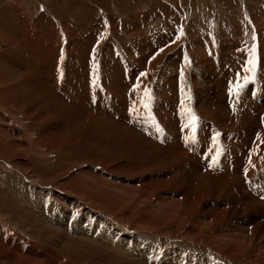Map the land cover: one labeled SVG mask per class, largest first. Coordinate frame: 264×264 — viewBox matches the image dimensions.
<instances>
[{
	"label": "rangeland",
	"instance_id": "1",
	"mask_svg": "<svg viewBox=\"0 0 264 264\" xmlns=\"http://www.w3.org/2000/svg\"><path fill=\"white\" fill-rule=\"evenodd\" d=\"M27 21L30 22L27 23ZM46 23L49 24L46 25ZM16 25L20 26L22 29L24 28L23 32L27 30L25 33L29 35L30 42H32L33 39L32 45L34 47H38L33 49L32 46L31 48V46L28 45V39H26V42L28 43H22L23 45L20 48L22 49L20 50V55L18 57L15 56L14 53H11V55H14L13 57L16 59L22 55V58H20L24 59V61L26 60L27 65H29V62L30 65L34 64L33 62H35L37 64L35 65L36 70L38 71V65L44 64V62L42 60H38L37 55L43 54L42 52H45L44 49H48L54 54L58 53L57 51H59L60 55L57 56L58 60L55 59L56 57H54V71L56 73L53 70H50L48 75L53 74L59 78L57 81L59 80L61 83L59 82L60 88H58V90L63 94V96L65 94L66 96L68 95V99L71 97V101L73 98H75L74 102L77 100L76 103L83 105L82 102L84 99L89 98V104L90 100H92L93 111L97 113L96 118L102 116L99 119H102L103 121H99L97 119L98 122H95L94 119L92 120L90 118L89 125L92 127V129L90 127L89 128L92 130V133L85 134L83 132V135L79 137V135L76 134L77 132H75L77 127L74 126L73 128L75 129L72 128V126L77 121H71L72 123H70L73 125H70L68 122L70 120L66 119L67 121H64V127L66 129V133H68V137L64 139L62 143L60 142V145L59 143L55 144L57 141L55 139L56 137L54 133L59 122L54 119V116H50L52 115L50 114V111L55 107L52 106V108L49 110L51 105L48 102V104L43 105V110H45L44 113H48L49 119L52 118V120L55 121L46 120L41 124V128H45V130L49 127L48 132L46 130L47 138L52 140V144L47 142V140H43L47 146L45 151H50V153L48 152L49 155L47 154L46 158H43L41 161H39L36 159L35 155L31 154L33 157H35V160L33 158L31 161L33 160V164L36 166L35 169L41 172L40 182L35 183L37 185L42 184V190L45 192L42 197H44L43 199L46 200L44 206L36 205L33 207L29 204H26L28 205L26 206L25 203L20 201L18 196L15 197L11 188L16 187V180L24 179L22 177L23 174H21L22 172L13 162V160L11 161L7 156L0 157V179L4 182V186L6 187V191L4 192L6 195H4V198L6 199L7 197L6 201L5 199L3 201V208L0 206V222L5 224L8 230L12 232V235L13 233L17 232L16 235L19 236V240L23 238L22 241L25 242L27 240V243L28 241L30 244L34 243V246L39 245L38 247H41L40 249H44L45 247V249H51V243L56 242L54 238H58L54 233L58 231V228L51 227L47 229L46 227L47 224L48 227H50L47 212L48 206L53 204L55 205L58 202L64 200L65 196L66 198H69L70 202L74 203V201L71 200L72 196L70 195H76V197L81 198L82 201H84L83 203H79L80 205L87 204L89 205V208H95L97 209L96 211L104 212V214L109 215L108 218L102 220L103 222L104 220H108L110 218L117 220L120 218L119 221H123L125 220L124 216L128 213L127 211H130L131 209V211L136 213V218H134L131 222L129 221L130 223L127 222V224H125L131 228L133 232L138 230L141 231L143 229L142 227L138 228V226H141V216L144 217L148 210H152L155 207L153 214H158V219L167 217L166 219L164 218L165 220L163 219V222L166 225L163 226V230H165L162 231V233H164L165 236L162 238V240L169 242V244H165L163 249H166V247L167 250L173 248L170 247V244L178 246V242L180 240L179 238H183L188 234V232L182 233V230L184 228L189 229L190 227H194L193 225H196V223L199 222L202 224L211 225V228L207 229V232H204V241H207L209 238L214 236L218 228H222L221 230L224 231L225 229L226 234L231 236L232 239H239V243H242L243 246L238 244H236V246H238L240 249H259L264 251V222L257 225L251 221V219L256 218V215L260 212L261 207H264V161L259 166L258 164H256L254 167L249 166L251 171H255L252 178H256L257 181H260V186H257V181L251 186L252 188H256L253 191H259V193L257 192L251 194V197L257 200L252 204V206H250L253 207V209L248 212L246 211L247 202L243 204L242 210V207L239 204L232 203L230 206L231 203H229L226 198L229 190L230 192L236 191L234 202H237L239 197L248 198L250 196L251 189L244 188L243 180L237 175L236 178L238 181L234 180L233 183L228 185L229 188L223 189L221 193L218 194L219 200H216L215 187L211 188L209 194H207L205 197L200 194L198 189L200 184L202 183L201 185H203L204 180L207 179L205 175H208L210 172L209 169L204 167L208 161L210 163L212 161L213 164L217 163L218 165H225L227 162L226 158H229V162H231V164L233 163L232 165H234L233 167L247 162L246 160L249 161V165L252 163V161H254V163L256 162L255 158L251 156V151H248L249 149L246 146H243L242 136L243 134L246 136V129L243 123L241 120H239V122H237L238 124L236 123V125H233L232 120H230L229 108L233 107V103L228 101L229 96L227 99L228 105L225 104V102L223 104L220 102L219 104L218 99L219 101L222 99L220 97L217 98V96L213 97V93L215 94L219 92V90H217V83L215 81L213 82L214 78H212V75H215L217 72L219 73L220 70L216 66H224L223 61L224 59H227L226 57H229V59H227L229 60L227 61V66L229 65L227 73L231 72V75L235 74V77L240 78L244 75L238 89L239 101L235 103H241L236 109V114L239 115L241 119L244 117L245 112L256 108L255 105L258 103L256 101L257 103L253 105L254 103L251 102V100L244 99V93H247L246 95L250 94V96H253L254 98L260 97L261 103L264 104V0H0V43H3L1 39H4V41L7 39L8 41H11L12 38L17 36L16 34L19 36H17L19 41V39L22 37L21 33L23 34L22 30L21 32L14 33L11 32L12 29H10L11 26L16 27ZM36 33H38L37 38ZM39 37H42L43 40L41 38L40 41V39H38ZM35 38L37 39L36 41H34ZM90 38L92 40H90ZM89 42L91 44H89ZM36 43L37 45H35ZM15 44L18 45V42L16 41ZM15 44L12 43L8 44L7 46L11 47L15 46ZM82 47L83 49L80 50ZM13 49L16 50V47ZM10 51L11 50L9 48L5 50V52L8 53H10ZM25 51H28L29 53ZM33 51H36V54H34L35 52ZM23 52L25 54H23ZM35 58L37 60H35ZM234 59L241 61L239 64H244L243 66L240 64V68L243 71L238 68L241 75H239V73L236 71L239 65L232 64V62L235 61ZM31 60H33V62H31ZM21 61L25 64L23 60ZM116 64H120L119 70L115 69ZM215 69L218 71L216 72ZM222 69V71L225 72L227 67L225 66ZM244 71L245 73H243ZM109 74L111 76H108ZM206 75H208L210 78L209 82L211 85L205 84L207 83L206 81H202ZM118 80L122 81H120L121 86H118ZM171 80L173 82H170ZM226 80L228 81V76L223 74V83L227 82ZM196 81L201 82L197 83ZM225 85L227 84L225 83ZM225 85V91L229 93L231 89L227 88ZM83 86L87 89V91H84ZM250 86H254L256 89L248 90V87ZM212 88L215 89L213 90ZM77 90H79L81 93H78ZM87 92L90 93L89 96L88 94L85 95ZM83 93L85 94L82 95ZM76 95L80 96L77 97ZM205 96L207 97L206 103L202 101ZM135 99H137L136 101L138 102H135ZM171 100L172 102H170ZM126 104L128 107H125ZM133 104L136 107H134ZM72 105V107L69 106L70 109L68 108L69 114H77V106L74 103H72ZM215 106H218V108L227 107L229 109L227 113L224 114L225 116H223L222 119H220L221 113H219L217 107L215 108ZM261 109L263 112V108ZM210 110L217 111L219 113L218 117L213 116ZM206 111H208V113H210L212 116ZM65 113H67V111ZM252 114H254L253 110ZM109 115L112 116V118ZM15 117L17 118H15L14 121H19L17 122L19 129L26 131L28 125V130L33 134V136L37 138L40 135L41 128L38 127L39 125L35 128L31 127V124L37 123L35 122L36 119L31 118L30 120L25 121L24 119L27 118L25 114H18V116ZM167 118L170 119L168 120ZM227 118H229V121ZM262 118L264 119V112L262 113ZM112 122L114 125H116L118 122L120 124L118 123L119 126L117 124L115 128ZM14 123L15 122H13V124ZM131 124L132 127L130 126ZM121 125L124 128H122ZM51 126L52 128H50ZM201 126H203V128ZM193 127L195 128L194 133ZM114 128L116 130L118 129L119 131H115ZM120 128H122L121 130L123 133L121 132ZM130 128L132 129L133 133ZM126 129H129L131 134L134 135L132 137L133 141L137 139L136 137H139V139H137L138 141L136 140V143L139 142V144L137 143V146L132 144L133 141L130 137V131ZM85 130H87V128ZM174 131H177L176 134ZM111 132L114 134L112 133L113 135H111ZM115 132L119 138L118 136H115ZM105 133L108 135H105ZM135 133L137 134L135 135ZM124 134L127 139L125 136V139L122 137ZM191 137L193 140H191ZM119 139H123L121 142H123L125 145H128L126 147L125 145L123 146V143L119 142ZM165 139L169 142H166ZM254 140L256 141V139ZM173 141H175V147L177 149L175 152H177L174 158H172V162L170 158L165 156V152L167 150L165 145L166 143ZM54 144L56 145L57 149ZM51 145H53V147ZM130 149L133 150V153ZM232 149L235 153L232 152ZM179 151L183 153H179ZM185 151H188V153L186 152V154ZM128 153L131 156L128 155ZM177 153H179L180 156ZM183 154H186V156H183ZM112 155L118 158L122 164L121 166H115V170H112L109 164L106 163L110 161ZM139 155L142 156V158ZM24 156H26L25 153ZM137 156L144 160V169L136 166V159L138 158ZM7 159H9L11 162ZM47 159H50L48 163H46L48 161ZM133 160L135 161L133 162ZM159 160H161V164L156 167L157 169L150 167L152 162L156 163ZM177 165L180 166L181 170H179ZM197 165L199 166L198 168ZM192 166H195V168L193 169ZM134 167H137L139 170ZM242 167L243 166H241V168ZM116 170H121L122 172H117ZM141 170L145 172H142ZM168 171H174L173 173L177 174L176 176H180L182 179V182L178 184V187L177 183H168L161 180V175ZM218 173L219 172H216L213 175H218ZM47 175H49V177ZM145 175L147 177H145ZM43 176L46 177L43 178ZM14 177L17 178L15 179ZM27 177L28 178L26 179L29 183H31V181L33 182V178H31L29 175H27ZM12 179H14V181ZM26 179L24 181H26ZM41 179H43V181ZM218 180H220V178ZM116 187L118 188L116 189ZM121 187L123 188L121 189ZM243 188L246 189V191H243ZM21 191L26 193L24 190ZM145 191L150 193L147 192V195ZM128 193H132V196L128 197ZM188 193L189 195H186ZM9 194H11V198L8 197ZM91 194L93 196H91ZM182 195L183 197H181ZM121 196L124 197L122 200L120 199ZM260 198L262 201L261 207L257 203L258 199ZM172 199L173 201L176 200V202H173ZM142 200L144 201L142 202ZM195 200L198 201V205L196 204ZM121 201L123 203H120ZM168 203H170L171 206ZM208 203H211V208L213 211L218 210L219 205H224L225 208L230 206L231 208L235 204V207L232 212H228L227 210L224 220L222 219L221 222L216 225L210 216L200 214L201 211L207 207ZM117 204L120 207H118ZM69 206L78 213L74 204ZM167 206L169 207V210L167 209ZM15 207L17 208V212H15ZM108 208L110 210H108ZM180 211L185 212V214H183V212L181 213ZM20 212L23 213V216L27 215L25 216V218H27L25 219L22 217ZM32 212L33 214H31ZM178 213L181 214L179 215ZM29 214H31L29 216L30 219L28 217ZM118 214L121 217L118 216ZM121 214L125 215L122 216ZM87 217V214H81L80 219L84 220L85 218L87 219ZM173 217L178 219H186L184 220L183 226L181 227L178 225V219L176 220ZM25 220L26 222H24ZM28 220L30 221L28 222ZM32 221H34V223ZM42 222L44 224H42ZM254 225L259 226V228L254 229ZM41 226L46 230L44 229L43 231ZM47 231H49V233ZM7 243L8 241L6 244ZM27 243L20 242L22 246H26ZM231 246L233 245H230V247ZM94 247L96 246L94 245ZM90 250H93L96 254L93 253V251L91 253ZM87 251V254L90 252L91 255H89L90 253L88 255L86 254L88 257L86 258L85 263L81 264H109L108 262H111V264H125L122 259L115 258V262L111 259L113 254L112 256L106 254V252L103 250L101 251V249H89ZM22 255L24 256V253ZM95 255H97V261H94V263L92 262V259ZM143 255L146 256L145 250L143 251ZM90 256H92L91 259ZM126 261V264H128V260ZM198 264H204L200 258Z\"/></svg>",
	"mask_w": 264,
	"mask_h": 264
},
{
	"label": "bare ground",
	"instance_id": "2",
	"mask_svg": "<svg viewBox=\"0 0 264 264\" xmlns=\"http://www.w3.org/2000/svg\"><path fill=\"white\" fill-rule=\"evenodd\" d=\"M21 17V16H20ZM19 17V18H20ZM17 18V19H19ZM22 19V18H20ZM25 19V18H24ZM27 20V19H26ZM14 21V20H13ZM18 21V20H16ZM20 21V20H19ZM23 21V20H22ZM21 21V23H22ZM31 21V20H30ZM30 21H27L30 22ZM42 21V19H41ZM45 21V20H44ZM20 23V24H21ZM34 23V22H32ZM54 23V22H52ZM41 24V23H40ZM49 23H46V25H48ZM25 25V24H24ZM14 26V25H13ZM11 26L10 29H12L11 32L17 33V32H23L24 28L22 29L20 26L16 25V27ZM26 26V25H25ZM44 26V25H43ZM29 27V26H28ZM32 27V26H31ZM27 29H31V28H27ZM41 29V28H40ZM27 32V30H25ZM25 31L23 32V34L21 33V38L18 41V34H16L17 36L15 38H12L11 41H8L4 39H1L3 41V43H0V157L3 156H7L8 158H10V160L18 166V168L20 169V171L22 172L21 174L22 177L24 178L23 180H16L15 182L17 184L16 187H12V192L13 194L16 196H18V198L20 199V201H22L23 203L32 205L33 207H35L36 205H42L44 206V204L46 203V200L43 199L44 197H42V195L45 193L42 189V184H36L35 182H40V171L35 169V165L33 164V160L31 161V159L35 157L36 159H38L39 161H41V159L46 158L47 154L49 155L50 151L46 152L45 149L47 148L45 142L43 140H47V142H49L50 144H52V140L50 141L47 138V132L45 130V128H41V124L44 123V121L46 120H52V118L49 119V115L48 113H44L45 110H43V105L44 104H50L51 106L50 108H53L49 113L52 114L50 116H54V119H56L58 122V125L56 126L55 129V139L57 142H55V144L60 145V142L62 143L64 139H66L68 136L66 133V129L64 127V121L70 120L68 121L69 123L75 122L77 121L74 125L70 123V125H73L72 128L74 126H76L77 128H73L75 129L77 132L76 134L79 135V137H81L83 134V132L85 134H91L92 130H90V128L92 129V127H90L89 122H90V118L93 120H95V122H98L97 119L100 121L102 119H99L100 117L96 118V112L93 111V104H92V100H90V104H89V98L84 99L82 104L80 105L79 103H76V101L74 102L73 98V102L67 98L65 92H64V96L63 94L58 90L59 84L61 83L59 80L57 81V79H59L57 76L52 75H48V72L50 70H55L54 68V57H56L55 59H57V56L60 55L59 51H57L58 53L54 54L52 51H49L48 49H44L45 52H42L43 54H39L37 55L38 60H42L44 62V64H40L38 65V71L36 70V66L37 65L35 62H33V60H31V62H33L34 66L26 64V60L24 61V59H21L22 55L19 57L21 60H23L25 62V64L18 58H14L13 56H19L20 55V49L21 46L23 45L22 43H28L26 42V39H28L29 43L28 45L31 46L32 48V44H33V39L32 42H30V37L27 33H25ZM9 32V31H6ZM29 33V31H28ZM40 33V32H39ZM53 34V33H52ZM31 35V34H30ZM54 35V34H53ZM93 35V34H92ZM34 36V35H33ZM38 36V33H36V38ZM40 36V34H39ZM42 36V34H41ZM19 37V36H18ZM44 37V36H43ZM94 37V36H93ZM9 38V37H7ZM35 38L34 41H36L37 39ZM42 38V37H41ZM41 38L39 37L38 39ZM45 38V37H44ZM92 38V37H91ZM90 38V40H92ZM6 39V38H5ZM60 39V38H59ZM14 40V41H13ZM43 40V38H42ZM61 40V39H60ZM16 41L18 42V45H16ZM50 41V40H49ZM94 41V40H93ZM8 42V43H7ZM46 42V41H45ZM44 42V43H45ZM53 42V41H52ZM58 42V41H57ZM88 42V41H87ZM15 44V46H7L8 44ZM38 43V42H37ZM37 43L35 45H37ZM54 43V42H53ZM61 43V42H60ZM89 44H91L89 42ZM237 44V43H236ZM27 45V46H28ZM40 46V45H39ZM226 46V45H225ZM224 46V47H225ZM234 46V44H233ZM16 47V50H14L13 48ZM38 46H33V49H35ZM46 47V46H45ZM84 47V46H83ZM83 47L80 49L82 50ZM10 49V53L5 52L6 49ZM27 48V47H26ZM30 48V49H31ZM40 48V47H39ZM48 48V47H47ZM56 48V47H55ZM85 48V47H84ZM234 48V47H233ZM108 49V48H107ZM110 49V48H109ZM173 49V48H172ZM40 50V49H39ZM79 50V51H80ZM106 50V49H105ZM111 50V49H110ZM14 51V52H13ZM29 51V49H28ZM25 51V52H28ZM37 51V50H36ZM36 51L34 54H36ZM43 51V50H42ZM55 51V50H54ZM152 51V50H151ZM150 51V52H151ZM63 52V51H62ZM83 52V51H82ZM111 52V51H110ZM116 52V51H115ZM207 52V51H206ZM11 53H14V55H11ZM29 53V52H28ZM41 53V52H40ZM86 53V52H85ZM92 53V52H91ZM152 53V52H151ZM159 53V52H158ZM228 53V52H227ZM230 53V52H229ZM244 53V52H243ZM23 54H25L23 52ZM32 54V53H31ZM162 54V53H160ZM231 54V53H230ZM234 54V53H233ZM242 54V53H241ZM114 55V54H113ZM245 55V53H244ZM28 56V55H27ZM32 56V55H31ZM39 56V57H38ZM161 56V55H160ZM178 56V55H177ZM247 56V55H246ZM63 57V56H62ZM112 57V56H111ZM158 57V56H157ZM24 58V56H23ZM41 58V59H39ZM60 58V57H59ZM227 59H229V57H226ZM233 58V57H232ZM246 58V57H245ZM26 59V58H25ZM31 59V58H30ZM98 59V58H97ZM155 59V58H154ZM227 59H224V66H218L217 64V68L220 70L219 73H215V75H212L213 82L215 81L218 85V89L219 92L217 93H213V97L217 98H221L222 100L219 101L218 99V103L220 104V102L223 104L225 102V104H227V99L229 96V102L233 103V107L229 108L230 109V120H232L233 125H236L237 122H239V120H241V122L243 123L245 129H246V136H242V141H243V146H246L248 149V151H251V156H253L256 160V162L254 163V161H252V163L249 165V161L246 160L247 162L238 164L237 166L233 167L234 165L231 164L230 159L226 158V164L225 165H218L213 164L212 161L211 163L208 161V163H206L204 165L205 168L209 169L210 172L208 173V175H205V177H207L206 180H204V184L199 186V191L200 194L202 196H206L207 194H209V191L211 188L215 187L216 188V200H219L218 194L221 193V191L225 188H229L228 185H230L231 183L234 182V180L238 181L236 178V175L243 180V187L244 188H250L251 189V193L250 196L248 198H244V197H239L237 199V202H234V198L236 197V191H232L228 192L227 194V201L230 204V206L232 205V203L235 204H239L242 207L243 210V204L245 202H247L246 205V211H250L251 209H253L252 204L257 200L255 198L251 197L252 193H259V191H253L256 188H252L251 186L257 181V179H253L252 176L255 173V171H251L249 169V166L254 167L256 164H258V166L264 161V119L262 118V113L264 112V104L261 103L260 97H253L249 95H246L244 93V99H249L251 100V102H253L255 105V103H257L256 108L252 109L253 113L252 114V110L245 112L244 117L241 119L239 115L236 114L237 112V107L240 104H235L237 101H239L238 99V89H239V85L241 84L242 80H243V76L240 77H235L234 75H231V70L229 71L230 73H227L228 71V66H227ZM250 59V58H249ZM35 60H37L35 58ZM58 60V59H57ZM161 60V59H160ZM231 60V59H230ZM235 60V59H234ZM241 60V59H240ZM63 61V60H62ZM142 61V60H141ZM144 61V60H143ZM158 61V60H157ZM148 62V61H147ZM173 62V61H172ZM201 62V61H200ZM238 59L233 61L232 64H238L239 66L237 67L236 71L237 73H239V75H241L240 71L238 68H240V64L242 65V63L239 64ZM28 63V62H27ZM79 63V62H78ZM118 63V62H117ZM139 63V62H138ZM214 63V62H213ZM58 64V63H57ZM142 64V63H140ZM201 64V63H200ZM209 65V64H208ZM231 65V63H230ZM244 65V64H243ZM242 65V66H243ZM48 66V67H47ZM227 67V70L225 72H223L222 68L223 67ZM58 67V66H57ZM56 67V68H57ZM61 67V66H60ZM96 67V66H95ZM108 67V66H107ZM35 68V69H34ZM54 68V69H53ZM105 68V67H104ZM120 68V64H116L115 65V69L119 70ZM143 68V67H142ZM241 69V68H240ZM82 70V69H81ZM87 70V69H86ZM111 70V69H110ZM115 70V71H116ZM173 70V69H172ZM235 70V69H234ZM242 70V69H241ZM80 71V70H79ZM85 71V70H83ZM159 71V70H158ZM233 71V70H232ZM243 71V70H242ZM55 72V71H54ZM53 72V73H54ZM205 72V71H204ZM56 73V72H55ZM84 73V72H83ZM214 73V72H213ZM245 73V71L243 72ZM140 74V73H139ZM223 74H225V76H228V81L225 82L227 85H225V83H223ZM89 75V74H88ZM87 75V76H88ZM91 75V74H90ZM202 75V74H201ZM263 75V74H262ZM106 76V75H105ZM108 76H111L110 74ZM78 77V76H77ZM80 77V75H79ZM78 77V78H79ZM201 77V76H200ZM211 78V79H212ZM245 78V77H244ZM75 79V78H74ZM90 79V78H89ZM218 79V80H217ZM263 79V78H262ZM62 80V79H61ZM94 80V79H93ZM83 81V80H82ZM110 81V80H109ZM108 81V82H109ZM117 81V80H115ZM114 81V82H115ZM119 81V80H118ZM121 81V80H120ZM120 81H119V85H120ZM202 81H206L208 85H211L210 78L208 77V75L204 76V79ZM60 82V83H59ZM122 82V81H121ZM170 82H173L172 80ZM197 83L201 82V81H196ZM81 83V82H80ZM110 83V82H109ZM168 83V82H167ZM176 83V82H175ZM204 83V82H202ZM66 84V83H65ZM214 84V83H213ZM111 85V84H110ZM115 85V84H114ZM117 85V84H116ZM225 86H227V88L231 89V91L229 93H227V91H225ZM69 86V85H68ZM82 86V84H81ZM85 86V85H84ZM83 86V88H84ZM87 86V85H86ZM221 86V87H220ZM113 87V86H112ZM111 87V88H112ZM177 87V85H176ZM214 87V86H212ZM217 87V86H216ZM82 88V89H83ZM220 88V89H219ZM81 89V88H80ZM79 89V90H80ZM106 89V87H105ZM213 89V88H212ZM215 89V88H214ZM213 89V90H214ZM253 89L255 90L256 88L254 86H250L248 87V90ZM78 93H81L79 92ZM110 90V89H109ZM114 90V89H112ZM216 90V91H217ZM70 91V90H69ZM76 91V92H77ZM84 91H87L86 88H84ZM106 91V90H105ZM135 91V90H133ZM99 92V91H98ZM212 92V90H211ZM248 92V91H247ZM101 93V92H100ZM111 93V92H110ZM122 93V92H121ZM133 93V92H132ZM138 93V92H137ZM140 93V92H139ZM208 93V92H207ZM227 93V94H226ZM85 93H83L82 95H84ZM88 96L90 95V93H86L85 95ZM117 94V93H116ZM170 94V93H169ZM81 95V94H80ZM78 95V96H80ZM122 95V94H121ZM125 95V94H124ZM133 95V94H132ZM166 95V94H165ZM227 95V96H225ZM40 96V98H39ZM66 96V97H65ZM77 96V95H76ZM75 96V97H76ZM77 96V97H78ZM141 96V95H140ZM210 96V94H209ZM101 97V96H100ZM103 97V95H102ZM121 97V96H119ZM128 97V96H127ZM83 98V97H82ZM86 98V97H85ZM40 99V100H39ZM91 99V98H90ZM102 99V98H101ZM113 99V97H112ZM115 99V98H114ZM126 99V97H125ZM129 99V98H128ZM127 99V100H128ZM206 99V101H205ZM241 99V98H240ZM137 99H135V102ZM210 100V99H209ZM82 101V100H81ZM168 101V100H167ZM201 101V100H200ZM202 101L204 103L207 102V97L205 96V98L202 99ZM211 101V100H210ZM217 101V100H216ZM257 101V102H256ZM48 102V103H47ZM74 103L77 106V111L78 113L76 114H69V106H73L72 103ZM101 102V101H100ZM114 102V101H113ZM129 102V101H128ZM141 102V100H140ZM139 102V103H140ZM169 102V101H168ZM172 102V100L170 101ZM264 102V101H263ZM71 103V105H70ZM102 103V102H101ZM260 103V104H259ZM119 104V103H118ZM142 104V103H140ZM159 104V103H158ZM209 104V103H208ZM218 104V105H219ZM74 105V106H75ZM131 105V104H130ZM134 105V104H133ZM203 105V104H202ZM228 105V104H227ZM47 106V105H46ZM75 106V107H76ZM105 106V105H102ZM111 106V105H110ZM120 106V105H119ZM124 106V105H122ZM140 106V105H139ZM197 106V105H196ZM200 106V105H199ZM198 106V107H199ZM223 106V105H222ZM74 107V108H75ZM100 107V106H99ZM121 107V106H120ZM125 107H128L127 104ZM134 107H136L134 105ZM133 107V108H134ZM175 107V105H174ZM217 107V110L219 111V113H221L220 115V119L223 118V116H225L224 114L227 113V111L229 110L227 107L225 108H218V106H215V108ZM231 107V106H230ZM254 107V106H253ZM252 107V108H253ZM263 108V112L262 109ZM45 108V107H44ZM69 108V109H68ZM96 108V107H95ZM102 108V107H101ZM100 108V109H101ZM124 108V107H122ZM214 108V106H213ZM211 108V109H213ZM234 108V109H233ZM103 109V108H102ZM126 109V108H125ZM124 109V110H125ZM135 109V108H134ZM72 110V109H71ZM70 110V111H71ZM95 110V109H94ZM99 110V109H98ZM104 110V109H103ZM109 110V109H108ZM115 110V109H113ZM112 110V111H113ZM121 110V109H120ZM123 110V109H122ZM130 110V109H129ZM132 110V109H131ZM139 110V107H138ZM137 110V111H138ZM206 110V109H205ZM208 110V109H207ZM67 111V113H65ZM100 111V110H99ZM106 111V110H105ZM104 111V112H105ZM111 111V108H110ZM211 111V110H210ZM209 111V112H210ZM157 112V111H156ZM197 112V111H196ZM195 112V113H196ZM208 113V111H206ZM262 112V113H261ZM10 113V114H9ZM92 113V114H91ZM99 113V112H98ZM106 113V112H105ZM159 113V112H158ZM178 113V112H177ZM180 113V112H179ZM219 113L215 110L211 111V114L215 117H218ZM261 113V115H260ZM18 114H25V116L27 117L26 119H24L25 121L30 120L31 118L36 119L35 122L37 123H33L31 124V127L35 128L40 127V135L36 138L35 136H33V134L31 132H29V126L27 125V130L26 131H22L21 129H19V127L17 126V122L19 121H14L15 116H18ZM117 114V112H116ZM127 114V113H126ZM160 114V113H159ZM197 114V113H196ZM210 114V113H208ZM210 114V115H211ZM99 115V114H98ZM105 115V114H103ZM118 115V114H117ZM129 115V114H128ZM173 115V114H172ZM177 115V114H176ZM181 115V114H180ZM211 115V116H212ZM232 115V116H231ZM12 116V117H11ZM73 116V117H72ZM110 116V115H109ZM121 116V115H120ZM179 116V115H178ZM182 116V115H181ZM180 116V117H181ZM196 116V115H195ZM203 116V115H202ZM107 117V116H106ZM112 118V116H110ZM127 117V116H126ZM133 117V116H132ZM131 117V118H132ZM114 118V117H113ZM213 118V117H212ZM67 119V120H66ZM134 119V118H133ZM168 119V118H167ZM170 119V118H169ZM168 119V120H169ZM181 119V118H180ZM195 119V118H194ZM217 119V118H216ZM20 120V119H19ZM23 120V119H21ZM107 120V119H106ZM109 120V118H108ZM219 120V119H218ZM217 120V121H218ZM227 120L229 121V118H227ZM24 121V122H25ZM54 121V120H52ZM103 121V120H102ZM105 121V120H104ZM113 121V120H112ZM176 121V120H175ZM13 122H15L13 124ZM55 122V121H54ZM67 122V123H68ZM109 122V121H108ZM107 122V123H108ZM115 122V121H114ZM222 122V120H221ZM32 123V122H31ZM103 123V122H102ZM116 123V122H115ZM119 123V122H118ZM117 123V124H118ZM173 123V122H172ZM227 123V121H226ZM224 123V124H226ZM92 124V123H90ZM99 124V123H98ZM101 124V122H100ZM104 124V123H103ZM111 124V123H110ZM113 124V122H112ZM116 124V125H117ZM120 124V123H119ZM118 124V126H119ZM195 124V123H194ZM238 124V123H237ZM83 125V126H81ZM114 125V124H113ZM114 125V127L116 126ZM135 125V124H134ZM96 126V125H95ZM107 126V125H106ZM129 126V125H128ZM132 127V124L130 125ZM129 126V127H130ZM90 127V128H89ZM100 127V126H99ZM110 127V125H109ZM122 128H124L121 125ZM126 127V126H125ZM128 127V128H129ZM134 127V126H133ZM179 127V126H178ZM203 128V126H201ZM52 128V126L50 127ZM71 128V129H72ZM87 128V130H85ZM95 128V127H94ZM98 128V127H97ZM96 128V129H97ZM113 128V127H112ZM116 128V127H115ZM114 128L115 131H117ZM120 128V130L122 129ZM190 128V127H189ZM201 128V129H202ZM26 129V127H25ZM131 129V128H130ZM186 129V128H185ZM200 129V130H201ZM206 129V128H205ZM109 130V129H108ZM129 130V129H126ZM137 130V129H136ZM172 130V128H171ZM179 130V129H178ZM68 131V130H67ZM99 131V130H98ZM112 131V130H111ZM119 131V130H118ZM130 131V130H129ZM132 131V129H131ZM130 131V137L132 139V137L134 135L131 134ZM195 131V128L193 127V133ZM197 131V130H196ZM53 132V130H52ZM96 132V131H95ZM122 132V130H121ZM138 132V131H136ZM177 132V131H176ZM176 132L174 131V133L176 134ZM30 133V134H29ZM113 132H111L110 134H112ZM123 133V132H122ZM121 133V134H122ZM133 133V131H132ZM147 133V132H146ZM184 133V132H183ZM206 133V132H205ZM53 134V133H52ZM97 134V133H95ZM99 134V133H98ZM107 133H105L106 135ZM118 134V133H117ZM126 134V132H125ZM124 135H122V137L124 138ZM128 134V133H127ZM137 133H135L136 135ZM108 135V134H107ZM129 135V134H128ZM165 135V134H164ZM163 135V137H164ZM194 135V134H193ZM206 135V134H205ZM86 136V135H85ZM115 136L116 132H115ZM114 136V137H115ZM138 136V135H137ZM181 136V135H180ZM179 136V137H180ZM76 137V136H75ZM112 137V136H111ZM162 137V138H163ZM207 137V136H206ZM250 137V138H249ZM50 138V136H49ZM73 138V137H72ZM78 138V137H77ZM119 138V136H118ZM126 138V136H125ZM124 138V139H125ZM137 139H139V137H136ZM166 138V137H165ZM69 139V138H68ZM80 139V138H79ZM127 139V138H126ZM130 139V138H129ZM135 139L133 141L132 144H134V146H137V143L139 144V142L136 143ZM256 139V141L254 140ZM54 140V139H53ZM116 140V139H115ZM120 140V139H119ZM123 140V139H121ZM121 140L119 142H121ZM163 140V139H162ZM182 140V139H181ZM191 140L192 137H191ZM59 141V142H58ZM118 141V139H117ZM127 141V140H126ZM131 141V142H132ZM138 141V140H137ZM166 141V139H165ZM164 141V142H165ZM189 141V140H187ZM197 141V140H196ZM201 141V140H200ZM213 141V140H212ZM219 141V140H218ZM72 142V141H71ZM129 142V143H131ZM169 142V141H166ZM185 142V141H184ZM205 142V141H204ZM208 142V141H207ZM239 142V141H238ZM27 143V144H26ZM76 143V142H75ZM80 143V142H79ZM123 143V142H121ZM126 143V142H125ZM128 143V141H127ZM126 143V144H127ZM216 143V142H215ZM54 144V146L56 147V145ZM72 144V143H71ZM78 144V143H77ZM81 144V143H80ZM120 144V143H119ZM131 144V145H132ZM189 144V143H187ZM198 144V143H197ZM93 145V144H92ZM125 144L123 143V146ZM128 145V144H127ZM125 145V147L127 146ZM159 145V144H158ZM178 145V144H177ZM200 145V144H198ZM242 145V144H241ZM53 147V145H51ZM71 146V145H70ZM157 146V145H156ZM166 152H165V156L170 158L172 160V158H174V156L176 155L175 150V141L170 142V143H166ZM214 146V145H212ZM130 147V146H129ZM133 147V146H131ZM180 147V146H179ZM184 147V146H183ZM73 148V147H72ZM77 148V147H76ZM91 148V147H90ZM96 148V147H95ZM100 148V147H99ZM164 148V146H163ZM57 149V147H56ZM81 149V148H80ZM88 149V148H87ZM128 149V148H127ZM134 149V148H133ZM182 149V148H181ZM186 149V148H185ZM51 150V149H50ZM55 150V148H54ZM60 150V149H59ZM132 150V149H130ZM129 150V151H130ZM179 150V149H178ZM209 150V149H207ZM218 150V148H217ZM246 150V149H245ZM244 150V151H245ZM138 151V150H137ZM55 152V151H54ZM98 152V151H97ZM101 152V150H100ZM181 151H179L180 153ZM188 153V151H185V153ZM193 152V151H192ZM210 152V151H209ZM232 152L235 153L232 149ZM24 153L26 154V156H24ZM131 153V152H130ZM133 153V150H132ZM177 153V154H179ZM183 153V152H181ZM186 153V154H187ZM197 153V152H196ZM249 153V152H248ZM35 155V157H33L32 155ZM111 154V153H110ZM146 154V153H145ZM186 154L183 156H186ZM217 154V153H216ZM220 154V153H218ZM119 155V154H118ZM128 155H130L128 153ZM148 155V154H147ZM190 155V154H188ZM187 155V156H188ZM192 155V154H191ZM199 155V154H198ZM221 155V154H220ZM226 155V154H225ZM32 156V157H31ZM131 156V155H130ZM140 156V155H139ZM180 156V154H179ZM182 156V157H183ZM65 157V156H64ZM80 157V156H79ZM138 157V156H137ZM135 157V158H137ZM142 158V156H140ZM149 157V156H148ZM160 157V156H159ZM178 157V156H177ZM192 157V156H190ZM219 157V156H217ZM49 158V157H48ZM132 158V157H131ZM141 158H137L136 160V165L137 167L143 168L144 169V163ZM150 158V157H149ZM161 158V157H160ZM159 158V159H160ZM167 158V159H168ZM176 158V157H175ZM179 158V157H178ZM196 158V157H195ZM198 158V157H197ZM93 159V158H92ZM146 159V156H145ZM166 159V160H167ZM180 159V158H179ZM178 159V161H179ZM190 159V158H189ZM234 159V158H233ZM9 160V159H7ZM9 160V161H10ZM48 161L46 163L49 162L50 159H47ZM129 160V159H128ZM208 160V159H207ZM214 160V159H213ZM10 161V162H11ZM135 160H133L134 162ZM199 161V160H198ZM216 161V160H215ZM36 162V161H34ZM67 162V161H66ZM116 162V163H115ZM171 162V161H170ZM173 162V160H172ZM176 162V160H175ZM202 162V160H201ZM45 163V164H46ZM65 163V162H64ZM73 163V162H72ZM88 163V162H87ZM100 163V162H99ZM109 164L110 168L112 170H115V166H121L122 164L120 163V160L116 157H114L112 155V158L110 159V161L106 162ZM114 163V164H113ZM36 164V163H35ZM44 164V165H45ZM93 164V163H92ZM112 164V165H111ZM133 164V163H132ZM161 164V160L157 161L156 163H151L150 167L151 168H156ZM199 164V163H198ZM224 164V163H223ZM99 165V164H98ZM106 165V164H105ZM127 165V164H126ZM163 165V164H162ZM180 165V164H179ZM177 165V167L180 166ZM182 165V164H181ZM97 166V165H96ZM128 166V165H127ZM130 166V165H129ZM188 166V165H187ZM241 166H243L241 168ZM64 167V166H63ZM71 167V166H70ZM137 167H134L136 169H138ZM183 167V165H182ZM199 166L197 165V168ZM202 167V166H201ZM203 167V168H204ZM163 168V167H162ZM192 168L194 169L195 166H192ZM47 169V168H46ZM90 169V168H89ZM157 169V168H156ZM175 169V168H174ZM178 169V168H177ZM18 170V169H17ZM48 170V169H47ZM67 170V169H66ZM133 170V169H132ZM139 170V169H138ZM196 170V169H195ZM256 170V169H255ZM19 171V172H20ZM43 171V170H42ZM54 171V170H53ZM117 172H122L121 170H116ZM142 171V170H141ZM175 171V170H174ZM173 171V172H174ZM183 171V170H182ZM185 171V170H184ZM236 171V172H234ZM9 172V171H8ZM65 172V171H64ZM75 172V171H74ZM131 172V171H129ZM145 172V171H142ZM173 172H165L161 177V180L164 182H173V183H177V187L179 186L178 184H180L182 182V179L180 178V176H176L177 174H174ZM177 172V171H176ZM180 172V171H178ZM216 172H219L218 175H213ZM60 173V172H59ZM67 173V172H66ZM88 173V172H87ZM154 173V172H153ZM203 173V171H202ZM201 173V174H202ZM29 175L31 178H33V182L31 181V183L28 182V180L26 178L27 175ZM78 174V173H77ZM119 174V173H118ZM121 174V173H120ZM132 174V173H131ZM143 174V173H141ZM179 174V173H178ZM200 174V173H199ZM210 174V175H209ZM44 175V174H43ZM66 175V174H64ZM80 175V174H79ZM123 175V174H122ZM152 175V174H151ZM159 175V174H158ZM192 175V174H191ZM203 175V174H202ZM2 176V175H1ZM17 176V175H16ZM49 177V175H47ZM59 176V175H58ZM131 176V175H130ZM193 176V175H192ZM46 177V176H45ZM43 176V178H45ZM54 177V176H53ZM64 177V176H63ZM66 177V176H65ZM124 177V176H123ZM145 177H147L145 175ZM194 177V176H193ZM204 177V176H202ZM201 177V178H202ZM15 179L17 177H14ZM21 178V177H20ZM55 178V177H54ZM190 178V177H189ZM192 178V177H191ZM220 178V180H218ZM19 179V178H18ZM26 179V181H24ZM60 179V178H59ZM85 179V178H84ZM14 181V179H12ZM43 181V179H41ZM45 180V179H44ZM50 180V179H49ZM133 180V179H132ZM201 180V179H200ZM206 181V182H205ZM9 182V181H8ZM46 182V181H45ZM58 182V181H57ZM138 182V181H137ZM140 182V181H139ZM12 183V182H11ZM108 183V182H107ZM132 183V182H131ZM155 183V182H154ZM140 184V183H139ZM237 184V183H236ZM6 185V184H5ZM123 185V184H122ZM206 185V186H204ZM213 185V186H212ZM50 186V185H49ZM61 186V185H60ZM64 186V185H63ZM100 186V185H99ZM143 186V185H142ZM145 186V185H144ZM257 186H260V181H257ZM103 187V186H102ZM124 187V185H123ZM121 187V189L123 188ZM137 187V186H136ZM141 187V186H140ZM182 187V186H181ZM232 187V186H231ZM46 188V187H45ZM104 188V187H103ZM118 187H116L117 189ZM134 188V187H132ZM131 188V189H132ZM138 188V187H137ZM243 188V191H246V189ZM10 189V188H9ZM57 189V188H56ZM100 189V188H99ZM105 189V188H104ZM131 189H126V190H131ZM178 189V188H177ZM180 189V188H179ZM233 189V188H231ZM258 189V188H257ZM21 190H24L26 193H23ZM47 190V189H46ZM137 190V189H135ZM147 190V189H145ZM149 190V189H148ZM168 190V189H167ZM213 190V189H212ZM211 190V191H212ZM6 191V187L4 186V182L0 179V206L3 208L4 206V192ZM110 191V190H109ZM176 191V190H175ZM263 191V190H261ZM33 192V194H32ZM48 192V191H47ZM57 192V191H56ZM60 192V191H59ZM97 192V191H96ZM146 192V191H145ZM148 192V191H147ZM146 192V194H147ZM264 192V191H263ZM9 193V192H8ZM7 193V194H8ZM66 193V192H65ZM118 193V192H117ZM126 193V192H125ZM138 193V192H137ZM150 193V192H148ZM167 193V192H166ZM64 194V193H63ZM116 194V193H115ZM129 194V193H128ZM136 194V192H135ZM139 194V193H138ZM152 194V193H151ZM185 194V193H184ZM264 194V193H263ZM11 194H9L8 197H10ZM148 195V194H147ZM168 195V194H167ZM186 195H189L186 194ZM261 195V194H260ZM48 196V195H47ZM72 196L71 200L74 201L70 202L69 198H64V200L58 202L57 204H53L48 206L47 212H48V218H49V225L50 227H48L47 224V229L54 227V228H58L55 233L56 237L58 238H54V240H56V242L51 243V249H40L37 245L34 246V243L30 244L29 241L28 243L25 241L19 240V236L16 235V233H13L10 230H8V228L5 226L4 223L0 222V264H81V263H85L86 258L88 256H86L87 254V250L89 249H101V251L103 250L104 252H106V254H109L113 257H111L112 260H114L115 258L117 259H122L125 264H126V260H128V264H198L199 263V258L203 261L204 264H264V251L259 250V249H251V250H243L240 249L238 246H236V244L243 246L242 243H239V239L238 238H233L231 236H229L228 234H226L225 229L224 231L221 230L222 228H218L215 235L212 236L211 238H209L207 241L203 240V235L204 232H207V229L211 228V225L209 224H202L197 222L196 225H193L194 227H190L189 229H183L182 233L188 232L187 235H185L183 238H179V242H178V246L172 245L170 244V247H173L171 249L167 250L163 249V247H165V244H169V242H165L162 240V238L165 236L164 233H162L163 230V226H165L166 224L163 222V219L167 218V217H162L160 219L158 214H153V211L155 209V207L152 210H148L146 215H144V217L141 216V226L138 228H143L141 231L138 230L136 232H133L131 230V228H129L128 226H126L127 222H131L133 221L134 218H136V213L134 211H130L128 210L127 214L124 216L125 220L123 221H119V219H113L110 218L108 220H104V222L102 221L103 219H106L109 217V215L104 214V212H98L96 211L97 209H92L89 208V205L84 204V205H80L79 203H83L84 201H82L81 198L76 197V195H70ZM91 196H93L91 194ZM103 196V195H102ZM132 196V193L128 195V197ZM139 196V195H138ZM137 196V197H138ZM180 196V195H179ZM120 197V196H119ZM127 197V198H128ZM151 197V196H150ZM183 197V195L181 196ZM189 197V196H188ZM11 198V197H10ZM9 198V199H10ZM121 196V200H122ZM134 198V197H132ZM131 198V199H132ZM139 198V197H138ZM148 198V197H147ZM146 198V199H147ZM164 198V197H163ZM162 198V199H163ZM185 198V197H184ZM201 198V197H200ZM7 199V197H6ZM5 199V201H6ZM50 199V198H49ZM48 199V200H49ZM52 199V198H51ZM56 199V198H55ZM54 199V200H55ZM97 199V198H96ZM130 199V200H131ZM149 199V198H148ZM180 199V198H179ZM14 200V199H13ZM47 200V201H48ZM90 200V199H89ZM141 200V199H140ZM139 200V201H140ZM166 200V199H165ZM201 200V199H200ZM203 200V199H202ZM16 201V200H15ZM100 201V200H99ZM144 200H142L143 202ZM173 201V199H172ZM176 202V200H174ZM173 201V202H174ZM181 201V200H180ZM191 201V200H189ZM188 201V202H189ZM11 202V201H10ZM50 202V201H49ZM116 202V201H115ZM125 202V201H124ZM161 202V201H160ZM170 202V201H168ZM196 204L198 205V201H196ZM22 203V204H23ZM78 203V204H76ZM89 203V202H88ZM120 203H123L122 201ZM157 203V202H156ZM159 203V202H158ZM187 203V202H186ZM193 203V202H192ZM207 203V202H206ZM257 203L260 205H262V201L261 198L258 199ZM264 203V200H263ZM19 204V203H18ZM48 204V203H47ZM74 204L76 206V209L78 211V213L73 210L69 205ZM111 204V203H110ZM136 204V203H135ZM155 204V203H154ZM163 204V203H162ZM167 204V203H166ZM170 204V203H168ZM213 204V203H212ZM235 204L233 207L230 208L227 207L225 208L224 205L220 206L219 205V209L216 211H213V209L211 208V203H208L207 207L201 211L200 214L203 215H208L212 218V220L214 221V223H216V225L218 223L221 222V220H224V216L228 212H232ZM66 205V206H65ZM96 205V204H95ZM118 205V204H117ZM178 205V204H177ZM181 205V204H180ZM11 206V205H10ZM28 206V205H26ZM73 206V205H72ZM74 206V207H75ZM146 206V205H145ZM171 206V204H170ZM187 206V205H186ZM213 206V205H212ZM25 207V206H24ZM118 207H120L118 205ZM133 207V206H132ZM141 207V206H140ZM139 207V208H140ZM168 207V206H167ZM174 207V206H172ZM176 207V206H175ZM183 207V206H182ZM181 207V208H182ZM215 207V205H214ZM16 208V207H15ZM29 208V207H28ZM26 208V209H28ZM39 208V207H38ZM106 208V207H105ZM151 208V206H150ZM171 208V207H170ZM187 208V207H186ZM25 209V210H26ZM115 209V208H114ZM122 209V208H121ZM126 209V208H125ZM169 210V207L167 208ZM190 209V208H189ZM192 209V208H191ZM196 209V208H195ZM29 210V209H28ZM31 210V209H30ZM37 210V209H36ZM39 210V209H38ZM43 210V209H42ZM108 210H110L108 208ZM127 210V209H126ZM163 210V209H162ZM164 210H165V205H164ZM178 210V209H177ZM185 210V208H184ZM115 211V210H114ZM136 211V210H135ZM142 211V210H141ZM176 211V210H175ZM188 211V210H187ZM191 211V210H190ZM17 212V208L16 211ZM109 212V211H108ZM138 212V211H137ZM157 212V211H156ZM167 212V211H166ZM178 212V211H176ZM174 212V213H176ZM181 212V211H180ZM183 212V211H182ZM181 212V213H182ZM21 213V212H20ZM27 213V212H26ZM39 213V211H38ZM44 213V212H43ZM180 213V214H181ZM22 217L25 218L23 213ZM25 214V213H24ZM33 214V212L31 213ZM29 214L28 217L31 215ZM81 214H87V219L85 218L84 220L80 219ZM116 214V213H115ZM167 214V213H166ZM179 214V213H178ZM179 214V215H180ZM183 214H185V212H183ZM189 214V213H188ZM15 215V214H14ZM19 215V214H18ZM17 215V217H18ZM40 215V214H38ZM165 215V214H164ZM178 215V216H179ZM220 215V216H219ZM244 215V214H243ZM118 216H120L118 214ZM138 216V215H137ZM169 216V215H168ZM171 216V215H170ZM231 216V215H230ZM1 217V216H0ZM20 217V216H19ZM45 217V216H44ZM43 217V220H44ZM83 217V216H82ZM121 217V216H120ZM140 217V216H139ZM184 217V216H183ZM206 217V216H205ZM27 218V217H26ZM25 218V219H26ZM39 218V217H38ZM84 218V217H83ZM117 218V217H116ZM169 218V217H168ZM174 218V217H173ZM30 219V217H29ZM37 219V218H35ZM164 219V220H165ZM174 219H178V218H174ZM173 219V220H174ZM189 219V218H187ZM33 220V219H32ZM41 220V221H43ZM172 220V221H173ZM184 218H180L178 219V225H180L181 227L184 224ZM202 220V219H200ZM30 220H28L29 222ZM38 221V220H37ZM40 221V222H41ZM47 221V222H48ZM126 221V222H125ZM140 221V220H139ZM208 221V220H207ZM252 222L256 223L257 225L262 224L264 222V207H261L260 212L256 215L255 219H251ZM26 222V220L24 221ZM34 223V221H32ZM32 222H30L31 224H33ZM45 222V221H44ZM103 222V223H102ZM129 222V223H130ZM203 222V221H202ZM206 222V221H205ZM224 222V221H223ZM37 223V222H36ZM46 223V222H45ZM120 223V224H117ZM124 223V224H123ZM126 223V224H125ZM188 223V222H187ZM29 224V223H28ZM42 224H44L42 222ZM132 224V223H131ZM136 224V223H135ZM171 224V223H170ZM195 224V222H194ZM38 225V224H37ZM41 225V224H40ZM133 225V224H132ZM169 225V224H168ZM35 226V225H34ZM44 226V225H42ZM41 226V227H42ZM39 227V226H38ZM136 227V226H135ZM216 227V226H215ZM214 227V228H215ZM43 231H44V227ZM168 228V227H167ZM179 228V227H178ZM235 228V227H234ZM259 226L254 225V229H258ZM40 229V227H39ZM213 229V227H212ZM228 229V228H227ZM12 230V229H11ZM35 230V229H34ZM41 230V229H40ZM46 230V229H45ZM50 230V229H49ZM236 230V229H235ZM36 231V230H35ZM42 231V230H41ZM214 231V230H213ZM49 233V231H47ZM70 232V233H69ZM233 232V231H232ZM22 233V232H21ZM37 233V232H35ZM44 235H46L45 233H43ZM231 235V234H230ZM21 236V235H20ZM171 236V235H170ZM47 238V236H46ZM71 238V239H69ZM6 239L8 241V243L6 244ZM50 239V238H49ZM81 240V241H80ZM175 240V239H174ZM178 240V239H177ZM20 242L22 243H27L26 246H22L20 244ZM31 242V241H30ZM258 242V241H257ZM6 244V245H5ZM36 244V243H35ZM68 245V247H67ZM94 245L96 247H94ZM230 245H233L230 247ZM7 246V247H6ZM49 246V245H48ZM230 247V248H229ZM229 248V249H228ZM256 248V247H255ZM228 249V250H227ZM67 250V251H66ZM145 250V255H143V251ZM227 250V251H226ZM18 251V253H17ZM24 253V256L21 254ZM91 251V250H90ZM93 251V250H92ZM91 251V253H92ZM100 251V252H101ZM223 251V252H221ZM90 253V252H89ZM88 253V254H89ZM91 253L89 255H91ZM93 253H95L93 251ZM21 254V255H20ZM87 254V255H88ZM96 254V253H95ZM103 256V255H102ZM101 256V259H102ZM108 256V255H106ZM201 256V257H199ZM92 256H90L91 259ZM100 257V256H99ZM110 257V256H109ZM94 259V260H93ZM92 259V262H96L97 261V255H95ZM83 261V262H81ZM115 261V260H114ZM89 262V261H88ZM94 262V263H95ZM116 262V261H115ZM87 263V262H86ZM90 263V262H89ZM101 263V262H100ZM107 263V262H105ZM109 264H111V262H108ZM120 263V262H119ZM114 264V263H113ZM116 264V263H115ZM121 264V263H120Z\"/></svg>",
	"mask_w": 264,
	"mask_h": 264
}]
</instances>
